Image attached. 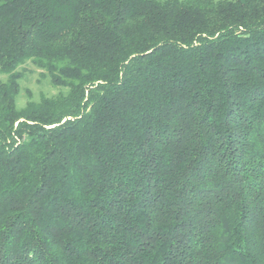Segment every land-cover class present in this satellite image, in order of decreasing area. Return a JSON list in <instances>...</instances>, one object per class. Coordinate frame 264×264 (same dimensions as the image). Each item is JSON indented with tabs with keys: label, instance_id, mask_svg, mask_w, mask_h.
<instances>
[{
	"label": "trees",
	"instance_id": "1",
	"mask_svg": "<svg viewBox=\"0 0 264 264\" xmlns=\"http://www.w3.org/2000/svg\"><path fill=\"white\" fill-rule=\"evenodd\" d=\"M0 75V264H264V0H0Z\"/></svg>",
	"mask_w": 264,
	"mask_h": 264
},
{
	"label": "rangeland",
	"instance_id": "2",
	"mask_svg": "<svg viewBox=\"0 0 264 264\" xmlns=\"http://www.w3.org/2000/svg\"><path fill=\"white\" fill-rule=\"evenodd\" d=\"M26 68L30 72L20 81V90L15 101L16 108H22L28 100L26 90L30 91L32 101H38L41 95L53 96L58 94L60 91L66 92V89L51 86L48 79L41 78L39 74L40 71L38 69L32 67L31 65H27ZM3 78L4 77L0 75V79Z\"/></svg>",
	"mask_w": 264,
	"mask_h": 264
}]
</instances>
